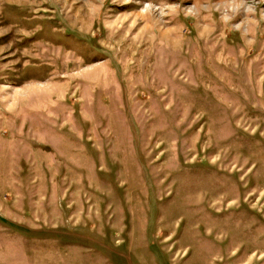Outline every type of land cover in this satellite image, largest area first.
I'll list each match as a JSON object with an SVG mask.
<instances>
[{
	"label": "rangeland",
	"instance_id": "obj_1",
	"mask_svg": "<svg viewBox=\"0 0 264 264\" xmlns=\"http://www.w3.org/2000/svg\"><path fill=\"white\" fill-rule=\"evenodd\" d=\"M240 3L0 0V264H264Z\"/></svg>",
	"mask_w": 264,
	"mask_h": 264
},
{
	"label": "clouds",
	"instance_id": "obj_2",
	"mask_svg": "<svg viewBox=\"0 0 264 264\" xmlns=\"http://www.w3.org/2000/svg\"><path fill=\"white\" fill-rule=\"evenodd\" d=\"M242 4H243V0H241V3L238 6L232 8V9L240 8L242 6ZM255 11H256V8H255V0H253V3L251 5H249L248 7L245 8V12H246L245 21H247L249 19L250 15L254 14ZM221 19L224 20L225 22H228V19L229 18L227 16H222ZM245 21L242 22L241 24H237L235 26H232L237 31H240L241 29H244L241 32L242 39L247 36V27L245 26L246 25ZM245 42L248 43V44H251L252 43L251 40H245Z\"/></svg>",
	"mask_w": 264,
	"mask_h": 264
}]
</instances>
